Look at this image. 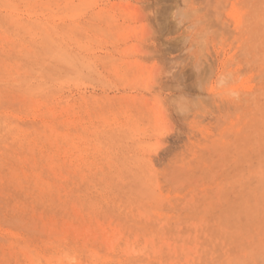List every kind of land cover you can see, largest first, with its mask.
Wrapping results in <instances>:
<instances>
[{"label": "rangeland", "instance_id": "1", "mask_svg": "<svg viewBox=\"0 0 264 264\" xmlns=\"http://www.w3.org/2000/svg\"><path fill=\"white\" fill-rule=\"evenodd\" d=\"M195 2L200 72L184 0H0V264H264V0Z\"/></svg>", "mask_w": 264, "mask_h": 264}, {"label": "clouds", "instance_id": "2", "mask_svg": "<svg viewBox=\"0 0 264 264\" xmlns=\"http://www.w3.org/2000/svg\"><path fill=\"white\" fill-rule=\"evenodd\" d=\"M184 4L185 6L183 8L176 9L172 15L178 25L187 26L185 28L186 36L184 38L185 44L187 45L186 53L192 60L195 70L200 72L207 61L209 50L214 43H219L220 37L218 38L216 30L209 26L205 14L200 11L195 0H184ZM225 7L222 0L221 2L215 0L217 20L222 19L223 9ZM159 76L160 70L158 68L157 73L154 74V84ZM241 76V72L233 70V66H226L222 71H215L200 86L208 93L210 87L215 89V93L211 94L214 102L223 100L226 103L237 104L240 102L242 96V91L236 87ZM160 98L167 112L165 100L161 96ZM172 103L176 106L179 113L182 115H192L193 119L206 116L211 111L200 97L193 99L181 95L176 97ZM74 264H77V262L74 261Z\"/></svg>", "mask_w": 264, "mask_h": 264}]
</instances>
